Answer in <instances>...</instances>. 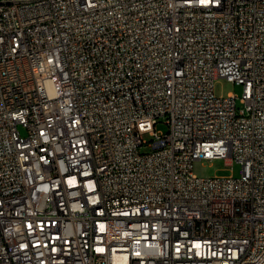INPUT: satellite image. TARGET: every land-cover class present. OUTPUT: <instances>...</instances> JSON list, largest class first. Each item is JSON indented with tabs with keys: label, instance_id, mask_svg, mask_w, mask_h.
Instances as JSON below:
<instances>
[{
	"label": "built area",
	"instance_id": "2783aa9c",
	"mask_svg": "<svg viewBox=\"0 0 264 264\" xmlns=\"http://www.w3.org/2000/svg\"><path fill=\"white\" fill-rule=\"evenodd\" d=\"M0 264H264V0H0Z\"/></svg>",
	"mask_w": 264,
	"mask_h": 264
},
{
	"label": "rangeland",
	"instance_id": "374dc122",
	"mask_svg": "<svg viewBox=\"0 0 264 264\" xmlns=\"http://www.w3.org/2000/svg\"><path fill=\"white\" fill-rule=\"evenodd\" d=\"M242 90V84L229 80L226 77H219L216 81V91L218 94H227L228 92L233 91L237 95H240ZM237 105L242 106L239 98L237 99ZM158 127L164 130L168 129V125L165 123L163 117H160ZM21 129L24 132V129ZM142 150H145V148ZM194 171L200 176H213L215 174H233L235 176H240L242 174V163L226 157H216L212 159L202 158L195 161Z\"/></svg>",
	"mask_w": 264,
	"mask_h": 264
}]
</instances>
